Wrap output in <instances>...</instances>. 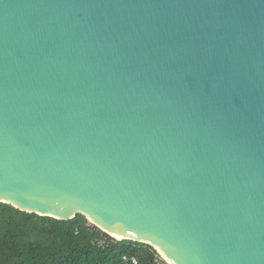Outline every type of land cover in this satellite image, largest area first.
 Instances as JSON below:
<instances>
[{"label":"water","instance_id":"1","mask_svg":"<svg viewBox=\"0 0 264 264\" xmlns=\"http://www.w3.org/2000/svg\"><path fill=\"white\" fill-rule=\"evenodd\" d=\"M0 202L264 264V0H0Z\"/></svg>","mask_w":264,"mask_h":264},{"label":"trees","instance_id":"2","mask_svg":"<svg viewBox=\"0 0 264 264\" xmlns=\"http://www.w3.org/2000/svg\"><path fill=\"white\" fill-rule=\"evenodd\" d=\"M104 237L109 241L99 245ZM155 252L145 243L111 238L82 214L62 220L0 202V264H121L124 255L152 264Z\"/></svg>","mask_w":264,"mask_h":264},{"label":"built area","instance_id":"3","mask_svg":"<svg viewBox=\"0 0 264 264\" xmlns=\"http://www.w3.org/2000/svg\"><path fill=\"white\" fill-rule=\"evenodd\" d=\"M110 236V234H108ZM111 238H114L113 236H110ZM116 239V238H114ZM108 240L107 237L102 238L98 241L99 245H104ZM154 248V247H153ZM155 249V253L152 256L151 263L152 264H170L165 258H163L162 254L159 252L158 249ZM121 264H139L138 259L135 256H128L124 255L122 257V263Z\"/></svg>","mask_w":264,"mask_h":264},{"label":"bare ground","instance_id":"4","mask_svg":"<svg viewBox=\"0 0 264 264\" xmlns=\"http://www.w3.org/2000/svg\"><path fill=\"white\" fill-rule=\"evenodd\" d=\"M110 235L111 236H113L114 238H116V239H122L123 237H119V236H117L116 234H114V233H111L110 232ZM158 250H159V252L162 254V256H163V258H165V260H167L170 264H173V262L159 249V248H157Z\"/></svg>","mask_w":264,"mask_h":264},{"label":"rangeland","instance_id":"5","mask_svg":"<svg viewBox=\"0 0 264 264\" xmlns=\"http://www.w3.org/2000/svg\"><path fill=\"white\" fill-rule=\"evenodd\" d=\"M89 222H91L90 220H89ZM111 236V235H110ZM155 248V247H154Z\"/></svg>","mask_w":264,"mask_h":264}]
</instances>
